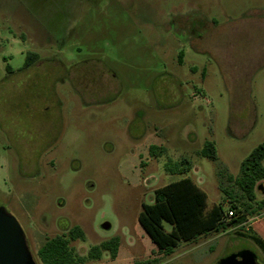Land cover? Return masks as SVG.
Instances as JSON below:
<instances>
[{
  "label": "rangeland",
  "instance_id": "1",
  "mask_svg": "<svg viewBox=\"0 0 264 264\" xmlns=\"http://www.w3.org/2000/svg\"><path fill=\"white\" fill-rule=\"evenodd\" d=\"M29 53L39 59L25 68ZM207 143L216 161L198 156ZM262 143L264 0H0V207L37 264L75 226L81 256L120 239L115 260L88 264H217L246 250L264 264L250 231L264 219V182L255 203L237 182ZM151 145L167 155L151 158ZM183 158L190 174L164 171ZM184 178L206 193L207 213H255L165 257L138 218Z\"/></svg>",
  "mask_w": 264,
  "mask_h": 264
},
{
  "label": "trees",
  "instance_id": "2",
  "mask_svg": "<svg viewBox=\"0 0 264 264\" xmlns=\"http://www.w3.org/2000/svg\"><path fill=\"white\" fill-rule=\"evenodd\" d=\"M183 62V53L179 56ZM39 59V55L29 53L25 68H29ZM7 71H11L7 67ZM167 148L151 145L148 154L151 158H162L167 155ZM198 156L217 160L215 148L207 143ZM193 165L187 159L173 162L169 160L164 165V171L170 175H188L192 172ZM238 185L247 201L256 202V189L260 182H264V143L255 148L242 162ZM232 206L234 217L226 221L228 214L221 206H215L210 212L207 209V195L190 178H184L154 191L153 202L143 204L139 215V223L152 243L156 245L160 254L169 256L182 241L196 240L200 236H207L209 232L226 229L227 226L244 224L248 214H254L255 209L251 205ZM264 203L258 205L259 209ZM168 226V228L166 227ZM258 230L264 234V219L260 224L252 226L253 239L263 250L264 238ZM85 242L86 235L80 227L68 229L60 236H56L46 243L38 251V257L43 264H88L103 259L105 253H109L112 260L118 257L120 239L114 237L99 245L92 246L86 255H79L71 246L73 242ZM161 258H152L142 264H157Z\"/></svg>",
  "mask_w": 264,
  "mask_h": 264
},
{
  "label": "water",
  "instance_id": "3",
  "mask_svg": "<svg viewBox=\"0 0 264 264\" xmlns=\"http://www.w3.org/2000/svg\"><path fill=\"white\" fill-rule=\"evenodd\" d=\"M260 189V187H258ZM104 229H109L108 225ZM0 264H37L17 220L0 207ZM217 264H259L251 251L230 255Z\"/></svg>",
  "mask_w": 264,
  "mask_h": 264
},
{
  "label": "crops",
  "instance_id": "4",
  "mask_svg": "<svg viewBox=\"0 0 264 264\" xmlns=\"http://www.w3.org/2000/svg\"><path fill=\"white\" fill-rule=\"evenodd\" d=\"M183 57H184V53H183ZM260 222H261V220H259V221L256 222V223H253L252 226L258 225V224H260ZM119 249H120V248H119Z\"/></svg>",
  "mask_w": 264,
  "mask_h": 264
},
{
  "label": "built area",
  "instance_id": "5",
  "mask_svg": "<svg viewBox=\"0 0 264 264\" xmlns=\"http://www.w3.org/2000/svg\"><path fill=\"white\" fill-rule=\"evenodd\" d=\"M233 213H234V212H231V213H230V216H233Z\"/></svg>",
  "mask_w": 264,
  "mask_h": 264
}]
</instances>
